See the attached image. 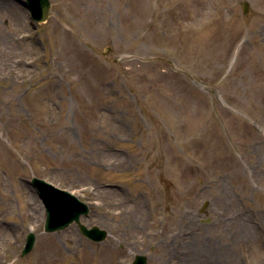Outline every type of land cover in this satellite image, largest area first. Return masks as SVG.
Here are the masks:
<instances>
[{
	"label": "rangeland",
	"instance_id": "1",
	"mask_svg": "<svg viewBox=\"0 0 264 264\" xmlns=\"http://www.w3.org/2000/svg\"><path fill=\"white\" fill-rule=\"evenodd\" d=\"M24 1L0 0V264H264V142L242 129L264 137V0H51L41 23ZM32 176L106 239L45 231Z\"/></svg>",
	"mask_w": 264,
	"mask_h": 264
},
{
	"label": "water",
	"instance_id": "2",
	"mask_svg": "<svg viewBox=\"0 0 264 264\" xmlns=\"http://www.w3.org/2000/svg\"><path fill=\"white\" fill-rule=\"evenodd\" d=\"M25 5L31 12L32 19L37 22L46 20L51 8L50 0H25ZM247 10L248 2L244 3ZM111 48L108 47L107 51ZM32 183L38 188L41 197L46 205L45 230L55 231L67 227L71 222H76L82 233L95 241L106 238L108 232L97 225L86 226L80 220L82 214H87L89 206L86 202L80 200L75 194L69 191L54 187L43 178L34 176ZM36 235L30 232L27 236L26 246L22 254L28 253L34 246ZM132 264H147V256L137 254Z\"/></svg>",
	"mask_w": 264,
	"mask_h": 264
},
{
	"label": "bare ground",
	"instance_id": "3",
	"mask_svg": "<svg viewBox=\"0 0 264 264\" xmlns=\"http://www.w3.org/2000/svg\"><path fill=\"white\" fill-rule=\"evenodd\" d=\"M237 27H238V20L237 19H232L231 28H230L231 29V35H230L231 39H230V41H232L233 36H236V35H233V32L235 31V34H236ZM15 40H17V38H15ZM3 48H5V47H3ZM258 48L259 49H263L264 48V41L262 39L258 43ZM1 52L5 53L6 50L1 51ZM227 53H228V51H227ZM19 63L27 64V63H23L22 59L20 61H15V60L11 61L10 62V70L15 72V73H17V74H20V72L18 70V67H17V65ZM242 129H243L244 132H247L248 137L251 140H255L258 143H263L264 142V137H263L262 133L259 130L255 129L253 127H247V126H246V129H244L243 126H242ZM36 212H37V207L35 206V207H33V213H36Z\"/></svg>",
	"mask_w": 264,
	"mask_h": 264
}]
</instances>
